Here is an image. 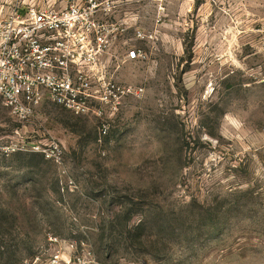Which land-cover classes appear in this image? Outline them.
Returning a JSON list of instances; mask_svg holds the SVG:
<instances>
[{"label":"rangeland","instance_id":"rangeland-1","mask_svg":"<svg viewBox=\"0 0 264 264\" xmlns=\"http://www.w3.org/2000/svg\"><path fill=\"white\" fill-rule=\"evenodd\" d=\"M116 1L118 45L149 58L120 66L144 91L104 115L106 134L50 102L18 121L0 97V136L22 146L0 147V264H32L50 236L98 264H264V0Z\"/></svg>","mask_w":264,"mask_h":264},{"label":"built area","instance_id":"built-area-1","mask_svg":"<svg viewBox=\"0 0 264 264\" xmlns=\"http://www.w3.org/2000/svg\"><path fill=\"white\" fill-rule=\"evenodd\" d=\"M62 1L64 5L61 0L17 2L0 12V97L18 121L31 120L50 102L77 116L95 114L106 134L110 124L104 115L114 114L122 100L144 91L118 80L120 66L145 61L149 55L128 39L118 45L131 25L115 21L116 0ZM134 37L142 41L146 34L137 27ZM16 135L8 144L0 136L4 152L21 149L20 132ZM30 145L49 160H65L57 141ZM49 241L50 248L37 254L32 264H98L83 241L59 236Z\"/></svg>","mask_w":264,"mask_h":264}]
</instances>
